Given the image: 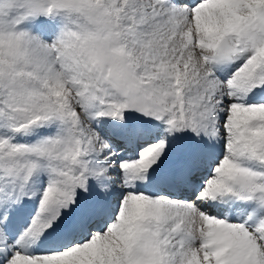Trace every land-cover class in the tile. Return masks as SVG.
Masks as SVG:
<instances>
[{
  "label": "snow or ice",
  "instance_id": "1",
  "mask_svg": "<svg viewBox=\"0 0 264 264\" xmlns=\"http://www.w3.org/2000/svg\"><path fill=\"white\" fill-rule=\"evenodd\" d=\"M0 264H264V0H0Z\"/></svg>",
  "mask_w": 264,
  "mask_h": 264
}]
</instances>
